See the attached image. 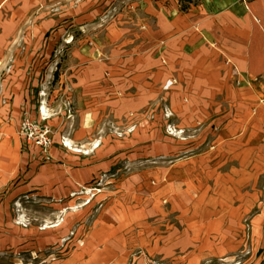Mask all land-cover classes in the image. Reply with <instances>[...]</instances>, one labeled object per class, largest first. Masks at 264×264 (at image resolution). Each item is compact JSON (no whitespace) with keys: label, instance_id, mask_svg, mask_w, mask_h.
I'll return each instance as SVG.
<instances>
[{"label":"rangeland","instance_id":"rangeland-1","mask_svg":"<svg viewBox=\"0 0 264 264\" xmlns=\"http://www.w3.org/2000/svg\"><path fill=\"white\" fill-rule=\"evenodd\" d=\"M236 2L259 67L264 0H0V264H264V73H231ZM66 166L90 173L75 197Z\"/></svg>","mask_w":264,"mask_h":264},{"label":"crops","instance_id":"crops-1","mask_svg":"<svg viewBox=\"0 0 264 264\" xmlns=\"http://www.w3.org/2000/svg\"><path fill=\"white\" fill-rule=\"evenodd\" d=\"M245 9L241 3L238 4L236 2L233 5V7H231V5H230V8L226 9L225 16L227 17V19L229 21L228 25L231 28L229 33L228 34L226 33L227 36H233V37L235 36L236 38H239V39H236V43L233 42V39L230 42V43H232L233 46L237 45L238 47H237L236 51L233 50L230 52L229 57L231 58V60H237V59L245 60V62L243 63V66L246 65V71L243 69L241 72L238 70V68H236V71H234V72H233V69H231V73H233L234 75L240 74V76L242 75V77L247 78V74L249 75V74L264 73V39L262 41V44L259 47L261 51L258 54L259 59H260V54H262V61L260 60L261 63L259 65V67H257L254 65V61H253V63H251V59L252 58L255 59L257 56V50L254 49V46L252 49V43L254 41V36H253L254 26H253L252 21H251L249 10L248 9L245 10ZM259 11H261V10L259 9ZM262 63H263V65H262ZM192 68L193 67H190V69H186L188 71V73L192 72ZM221 73L223 74L224 72L222 71ZM231 73H229V74H231ZM183 74H185V72H183ZM175 80L173 81L174 83L177 81V80L176 81ZM201 88L202 87H200V90L203 89V88L202 89ZM257 105L258 104H256V106ZM256 117H258V116H256ZM252 123L254 125H253V128L249 130V132L253 136V139H254L253 145L255 148H257V147L260 148V146H257L260 143L264 147V145H263L264 144V117L262 118V120L260 122L261 126L263 127L262 128L263 133L260 132L259 129H255V120ZM251 147H253V146H251ZM241 150H243V149L242 148L240 150L236 149V151H234L233 154H240L239 152H241ZM89 176H90V173L87 172V170L84 173L79 174L78 171H75L73 168H70L69 166L63 167V169L61 170V177L59 179L60 186L65 187L66 184L73 186V184L78 183L79 180L83 181V180L89 178ZM66 189H67V187H66ZM65 190L63 191V193L61 195H64L67 193ZM66 195H64V196H66Z\"/></svg>","mask_w":264,"mask_h":264},{"label":"built area","instance_id":"built-area-1","mask_svg":"<svg viewBox=\"0 0 264 264\" xmlns=\"http://www.w3.org/2000/svg\"><path fill=\"white\" fill-rule=\"evenodd\" d=\"M24 128L27 129L23 133V136H24V139H25L26 143L28 145L34 144V146L37 148V150L40 153L46 152L47 149L50 146V140L46 136L47 132H48V129L44 128L42 133L39 136H33V132L31 131V128H30V126L28 125L27 122L24 124Z\"/></svg>","mask_w":264,"mask_h":264},{"label":"bare ground","instance_id":"bare-ground-1","mask_svg":"<svg viewBox=\"0 0 264 264\" xmlns=\"http://www.w3.org/2000/svg\"><path fill=\"white\" fill-rule=\"evenodd\" d=\"M42 110L44 111V108H42L41 111ZM169 135L175 136L173 133H169ZM64 145L66 147H69L70 146V142L66 140ZM69 150H71V148ZM191 150H193V149H191ZM71 152H73V151L71 150ZM74 153H78V152L74 151ZM66 154H67V157H69V155H72L69 152H67ZM66 162H69L68 159H66ZM77 190H78V187H74L73 188L72 186H70L69 191H68V196H70V197L77 196V194H78V193L76 194ZM64 200L65 201H64L63 205L68 206V210L72 211L73 213L77 212V207H76L77 203L86 201L85 204H83L81 207H84V206H87V205L90 204V198H87V200H83L81 198H74V203L75 204L73 203V201H70L69 198H65Z\"/></svg>","mask_w":264,"mask_h":264}]
</instances>
